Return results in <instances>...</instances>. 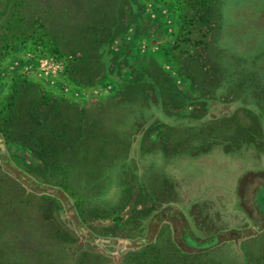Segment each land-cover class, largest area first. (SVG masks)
<instances>
[{"label":"rangeland","instance_id":"374dc122","mask_svg":"<svg viewBox=\"0 0 264 264\" xmlns=\"http://www.w3.org/2000/svg\"><path fill=\"white\" fill-rule=\"evenodd\" d=\"M193 4L135 0L90 83L49 47L0 52V264L261 259L255 236L244 249L239 239L264 224V0ZM5 9L0 0V24ZM31 106L39 130L96 133L64 174L26 134ZM183 236L222 244L181 258L172 241Z\"/></svg>","mask_w":264,"mask_h":264},{"label":"trees","instance_id":"16d2710c","mask_svg":"<svg viewBox=\"0 0 264 264\" xmlns=\"http://www.w3.org/2000/svg\"><path fill=\"white\" fill-rule=\"evenodd\" d=\"M214 1L190 0L191 3L198 4L203 8H207ZM6 2H8V9H5L6 12L2 11L4 19L2 24H0V52L5 50L10 51L14 46L23 48V46L26 47L27 43L29 45L49 47V52L60 57H65L70 62V65H72V68L79 71L78 73L76 70L77 74L74 71L73 73L82 78L80 82L86 83L94 80L95 75L91 76V78L87 75L92 67L97 66L103 70L101 59L110 55L106 47L112 37L118 32H123L121 30L124 29L126 24L124 21L125 16L133 18L131 7L135 4V0H6ZM198 19L207 23V13L199 16ZM196 45H198V42H196ZM201 55V53H196L193 55L194 58L191 55L187 57V61L192 62L194 61L192 59H200ZM197 61L199 60H196L195 64ZM183 65L188 67V69L186 68L188 71L185 76L188 78L187 81L190 82L189 78L193 75L189 72V68H192V66L190 65L189 67L188 63H183ZM198 78H200L199 75ZM157 89L159 90V87ZM14 95L15 93L12 96ZM36 97L41 99L39 93L36 94ZM164 101L166 102L164 103L166 106H171L168 99ZM14 106L16 105L13 104L9 107ZM35 107L31 106L27 110L30 113H28L29 118L26 115L30 126L26 134L31 135L29 139L34 143H38L40 149H43L45 155L42 154V156L44 155L41 157L42 160L49 159L51 163L48 161V166L55 170V172L59 171L56 173L64 174L68 165V163H65L66 157L69 156L76 146L85 145L90 133L87 134L85 132L86 128L84 126L82 129L78 127V133H80L82 139L81 141H77L73 136H65L62 133V123L56 128H52L48 126L47 121L43 125L48 128L46 129L41 125L42 129L39 130L40 126L38 122H40V118H38ZM16 127L21 131L19 125H16ZM42 132L46 135L45 139L40 137ZM9 133L8 130V135ZM95 135L96 133L94 132L90 134V136ZM46 144L48 147L44 148ZM46 149L54 150L53 154L55 155L52 154L53 157L49 156ZM253 237L258 242L250 245L256 249H264V224L257 232H253L249 236H242L239 239L242 241L240 247L244 249L243 240H250ZM182 239L183 244L176 239L174 242L172 241L174 249L181 255V258L186 257L188 253L208 250L222 241L216 236H211L203 241H198L196 238L188 236H183ZM149 241V239L140 240L139 244L144 245ZM254 256L256 257V255ZM257 257L261 258L257 263L261 261L263 263L260 264H264V254L260 256L258 254ZM246 258L252 257L248 255ZM254 260H248L247 264H254ZM174 262V264H177L176 260Z\"/></svg>","mask_w":264,"mask_h":264},{"label":"flooded vegetation","instance_id":"af4514ba","mask_svg":"<svg viewBox=\"0 0 264 264\" xmlns=\"http://www.w3.org/2000/svg\"><path fill=\"white\" fill-rule=\"evenodd\" d=\"M257 210H258V212H257ZM256 216H257V218H259V221H257V222H255V223H261L262 221H263V219H262V216H264V215H262V213H261V211L257 208L256 209V213H254ZM254 223V224H255ZM236 232H228L227 234L228 235H234ZM242 232H240V233H237V234H241Z\"/></svg>","mask_w":264,"mask_h":264}]
</instances>
